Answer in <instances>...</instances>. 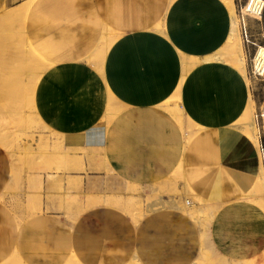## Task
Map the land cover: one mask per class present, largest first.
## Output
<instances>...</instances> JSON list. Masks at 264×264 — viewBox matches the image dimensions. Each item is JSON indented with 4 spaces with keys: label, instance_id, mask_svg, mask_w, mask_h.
Masks as SVG:
<instances>
[{
    "label": "crops",
    "instance_id": "crops-1",
    "mask_svg": "<svg viewBox=\"0 0 264 264\" xmlns=\"http://www.w3.org/2000/svg\"><path fill=\"white\" fill-rule=\"evenodd\" d=\"M225 4L34 0L26 32L49 62L34 106L52 130L86 147L101 145L108 165L125 181L144 188L164 184L181 164L178 187L187 185L217 208L201 226L205 232L209 226L216 253L235 263L264 264V209L247 196L261 174L259 147L234 124L250 87L233 64L206 58L225 50L232 24ZM107 29L115 37L98 67L93 55ZM184 54L193 63L185 74ZM179 85L180 106L199 127L189 143L163 105ZM110 95L121 110L105 128ZM102 128L100 138L96 131ZM11 176L0 146V264L13 255L25 264H64L70 257L80 264H126L132 258L193 264L200 253V226L178 207L152 210L136 223L120 207L94 205L71 221L64 204L43 200L41 211L21 217L2 200ZM57 186L54 181L48 189Z\"/></svg>",
    "mask_w": 264,
    "mask_h": 264
},
{
    "label": "rangeland",
    "instance_id": "rangeland-1",
    "mask_svg": "<svg viewBox=\"0 0 264 264\" xmlns=\"http://www.w3.org/2000/svg\"><path fill=\"white\" fill-rule=\"evenodd\" d=\"M238 1L235 0L236 13ZM241 1L248 2V0ZM27 2L29 0H8L6 5L3 3L0 6V146L8 154L12 166L11 182L9 186H6L2 200L21 217L30 215L33 212L31 210L41 206L43 200L46 202L54 200L64 204L65 208H61V210L65 217L71 221L75 220L82 210L94 205L120 207L132 219H139L142 217V214L135 209L140 204L138 202L140 195L144 196L142 199H145V202L150 196L147 193V189L142 185L131 183L120 178L108 165L101 145L100 147L99 145L91 147L83 146L80 143H76L72 138L73 136L65 137V135L47 126L35 110L34 90L36 86L32 85L27 87V89L20 86V84L25 83V79L19 78L15 72L24 68V64L31 56L21 34L23 28L21 20L25 23L26 30L29 10L25 13H23L24 9L21 12L19 11V8L21 6L24 7ZM247 21L250 42L245 43L243 41L241 32L240 41H242L244 46L246 72L250 80V96L253 99L255 108L253 116L256 121L258 135L261 133L264 139V130L256 120V115L264 103V73L258 70L259 62L264 61V54H260V49H264V12L261 17L259 15H250ZM238 24L240 30L239 17ZM103 34L105 33L103 32ZM108 34L115 37L111 30H109ZM26 35L30 42L27 32ZM100 47V45L97 47V52H99ZM97 58V55L94 54L93 62L95 64ZM45 64L48 63L45 61ZM186 65L191 67V63H187ZM45 66L47 67L48 65ZM12 83H15L14 87H11ZM177 89L164 102V106L168 109L171 108L168 105L171 101L175 102L178 97L180 100V85ZM116 102V98L110 95L107 110L101 120L105 128L121 110ZM195 125L194 123L192 124L193 127ZM96 133L101 138L103 128L98 129ZM19 137L28 142L29 147L21 146ZM6 138L9 139L4 144ZM67 138L70 140L68 141ZM96 171L99 174L93 176L91 172ZM32 179L39 180V182L41 180L42 187L34 181H31ZM54 181L58 183L57 189L49 190L48 187ZM179 181L180 177L174 173L173 180L169 179L167 181L169 185L168 183L166 185L170 187L167 188V191L165 186L164 193H169L170 195H174V197L178 196L176 199L181 204L185 201H190L191 204H200L199 200L183 191V186L181 188L178 187ZM84 182L88 186L85 191L82 188L85 185ZM158 184L161 185L162 183ZM158 184H153L150 187ZM101 187L103 188L102 192H100ZM67 190L77 193L73 195ZM255 191L257 192V189L252 188L248 196ZM258 192L261 193L260 191ZM261 194H263L262 198L264 199V193L262 192ZM36 196H40L41 203L38 204L35 200L37 199ZM249 198H252L251 200L258 203L255 197ZM261 201L263 202L264 200ZM209 206L211 213L216 211L217 208L211 202ZM38 211H41V207L35 212ZM204 228L200 226L201 249L196 259V261L198 260L197 262L206 261V264H241V262H232L228 258L216 253L209 242V226L206 228V232ZM203 254L206 259L203 258ZM19 264L25 263L21 262ZM202 264H205V262Z\"/></svg>",
    "mask_w": 264,
    "mask_h": 264
},
{
    "label": "bare ground",
    "instance_id": "bare-ground-1",
    "mask_svg": "<svg viewBox=\"0 0 264 264\" xmlns=\"http://www.w3.org/2000/svg\"><path fill=\"white\" fill-rule=\"evenodd\" d=\"M33 1L34 0H29V2H27L26 5H24V7L21 6V8H19V11L21 12L22 9H24L23 13L28 11L30 9ZM257 1L258 0H248V2L244 5L243 11L251 13L254 16H258L259 15V17H261L262 14H260L258 10H254V8H253L254 5L257 3ZM224 2L226 3L225 4L227 6L226 8H228L230 10L231 23H232L231 24V31H230V34H229V36L227 38V41H226V47H225V50H223L221 53L217 54L216 56L214 55L213 57H206V58L207 59L208 58H210V59L211 58L222 59V60H226L229 63L233 64L234 66H236L243 73V75L245 76V78H246V80H247V82L249 84L250 80H249V76L247 75V72H246V63H245V57H244V46L242 44V41H240L241 37H240V30H239V24H238V17H237V13H236V3H235V0H224ZM262 2H263V0L261 1V3ZM21 22H22V25H23V28L21 30L22 31L21 34L23 36V39L26 42V46H27L28 51H29L31 56H30V59L24 64V68H22L20 71L19 70L16 71L15 73L18 75L19 78L21 77V78L25 79V83L20 84V86H22V88H24V89H27V87H29V86H32V85L36 86L37 85L40 76L42 75V73L48 67V66L46 67L45 65H48V64L44 65V62L46 61L45 60L46 58H44L41 54H39L31 46L30 42L27 39L26 30H25V23L23 22V20H21ZM104 33L105 34H102V37H101V41H100V46L101 47L99 49V52L96 51L94 53L98 57L97 58V62H96V64H98V66H101V64L103 62V59L105 57L106 51H107V49L109 48L110 44L112 43V41L114 39L113 35H109L108 34L109 30H105ZM260 54H264V49L263 48L260 49ZM191 60H188L187 55H183V60L182 61L184 63V73H187V71L190 69V67H188L189 65H186V64L187 63L190 64L189 61H191ZM47 63H49V62L47 61ZM263 63H264V61H260L259 64H258V67H259L258 70H260L262 73H264V64ZM192 64L193 63L191 62V65ZM14 84L15 83H12L11 87L12 86L14 87L15 86ZM168 105L171 108L168 109L167 107H165V106L164 107L167 110H169L173 114V116L177 119L178 123L180 124V126H181V128L183 130L184 137H185V142L189 143L190 139L198 131L199 127L197 125H195L194 127L192 126V124L194 122H192L185 115L183 109L180 106V100H178L176 98L175 102L171 101ZM254 109L255 108H254V104H253V99L249 95V101H248V104H247V107H246L244 113L242 114V116H240V118L234 124L239 129L242 127L241 130L244 131L245 135L251 141H253L255 144H257L258 140H259L258 139L259 135H258V130H257V126H256V121H255V118L253 116ZM200 128H201V130L203 129L201 126H200ZM14 137H16V136H14ZM20 137H19V141H20L21 146L29 147L28 142L24 141V139H22ZM7 139H9V138H6L4 140V144L7 143ZM181 166L182 165L180 164L178 166L177 170L174 172L175 174H177L178 177H180V175L178 174V171L181 170ZM260 167H261V174H260V177L255 182V185L253 186V188H256L257 192L260 191L261 193L262 192L264 193V159H263L262 155H260ZM48 178H49V176H48ZM31 181H34L39 186H41V180H40V182H39V180L37 181V180H34V179H32ZM167 183L169 185V182H167ZM182 183H184V182H182ZM187 183L188 182L186 181L185 184H187ZM38 185H36V186L38 187ZM168 185H166V183H165L163 185L162 184L161 185L158 184V185H154L152 187L146 188L147 189V193H149L150 196L148 197V199L145 202V199L144 200L142 199L144 196L140 195V198L138 199V202L140 204L138 206H136L135 210L139 211L142 214V217H143L148 212H150L152 210H155V209H158V208L163 207V206L178 207L179 209H182L183 211L188 213L190 215V217L193 218L194 221L198 225H200V226L204 225L205 223H203V222L204 221L206 222L209 219V217H210V213H211L210 212V206H209L210 201H207V199H205V198H203V197H201L199 195H196L194 193V191H192L187 185L183 186V191L185 193L191 194L193 197H195V199L199 200L200 204L192 203V205H190L191 204L190 201L189 202L185 201L184 203L181 204L176 199L178 196L174 197V195H170V194H169L168 199L166 198L167 200L163 199V193H164V190H165V186H166V188L170 187ZM61 191H63V190L61 189ZM257 192L255 191L254 193L249 194V196L248 195L247 196L248 197H255V200L257 199L258 203L264 209V201L263 202L261 201V200H264L262 198L263 194H261L259 192L257 193ZM63 193H64V191H63ZM36 198L37 199H35V200L38 202V204L41 203L40 196L39 197L36 196ZM250 199H252V198H250ZM40 207L41 206H39L38 208H40ZM38 208H33V210H31L33 212H31L30 214L35 213V211H37ZM142 217H140L139 219L138 218H134L133 220L137 223L138 220H140ZM202 256H203V258L206 259L204 254ZM199 257H201V256H199ZM197 261L195 260V262L193 264H202L203 262H205V264H206V261H203V262H197ZM19 263H21L19 258L16 257V255H13L12 257H10L7 261H5L2 264H19ZM64 264H80V263L74 257H70L69 259H67V261ZM126 264H141V263L136 258H132Z\"/></svg>",
    "mask_w": 264,
    "mask_h": 264
},
{
    "label": "built area",
    "instance_id": "built-area-1",
    "mask_svg": "<svg viewBox=\"0 0 264 264\" xmlns=\"http://www.w3.org/2000/svg\"><path fill=\"white\" fill-rule=\"evenodd\" d=\"M245 4H246V1H244V2H242L241 0L238 1L237 13H238L239 22H240V32H241L242 39L245 43H249L250 42L249 25H248L247 20H248V17L252 14L243 11ZM253 8H254V10H258L259 13L263 15L264 0L262 3H261V0H258ZM256 120L258 121V124L260 125V127L264 130V103H263V106L260 109L259 113L256 115ZM258 147H259V153H260V155H262V157L264 159V139H263L261 133L259 135Z\"/></svg>",
    "mask_w": 264,
    "mask_h": 264
}]
</instances>
